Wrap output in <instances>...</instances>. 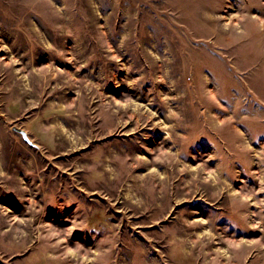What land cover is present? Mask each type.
Masks as SVG:
<instances>
[{
	"label": "rangeland",
	"instance_id": "rangeland-1",
	"mask_svg": "<svg viewBox=\"0 0 264 264\" xmlns=\"http://www.w3.org/2000/svg\"><path fill=\"white\" fill-rule=\"evenodd\" d=\"M0 264H264V0H0Z\"/></svg>",
	"mask_w": 264,
	"mask_h": 264
},
{
	"label": "water",
	"instance_id": "water-1",
	"mask_svg": "<svg viewBox=\"0 0 264 264\" xmlns=\"http://www.w3.org/2000/svg\"><path fill=\"white\" fill-rule=\"evenodd\" d=\"M15 129H16L17 131H19L20 133H22V135L24 136V138H25L27 141H30V139H29V137H28V135H27V133H26V131H25L24 129L19 128V127H15Z\"/></svg>",
	"mask_w": 264,
	"mask_h": 264
},
{
	"label": "bare ground",
	"instance_id": "bare-ground-1",
	"mask_svg": "<svg viewBox=\"0 0 264 264\" xmlns=\"http://www.w3.org/2000/svg\"><path fill=\"white\" fill-rule=\"evenodd\" d=\"M241 17H242V16L240 15V16L237 17V19L239 20Z\"/></svg>",
	"mask_w": 264,
	"mask_h": 264
}]
</instances>
